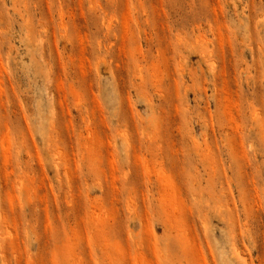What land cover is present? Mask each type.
Listing matches in <instances>:
<instances>
[{
  "label": "rangeland",
  "instance_id": "rangeland-1",
  "mask_svg": "<svg viewBox=\"0 0 264 264\" xmlns=\"http://www.w3.org/2000/svg\"><path fill=\"white\" fill-rule=\"evenodd\" d=\"M0 264H264V0H0Z\"/></svg>",
  "mask_w": 264,
  "mask_h": 264
}]
</instances>
